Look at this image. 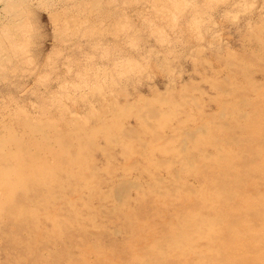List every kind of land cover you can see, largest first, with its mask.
Masks as SVG:
<instances>
[{"label": "rangeland", "instance_id": "1", "mask_svg": "<svg viewBox=\"0 0 264 264\" xmlns=\"http://www.w3.org/2000/svg\"><path fill=\"white\" fill-rule=\"evenodd\" d=\"M262 40L264 41V0H0V123L4 125L2 132L9 134V142L7 141L5 146L11 150L9 153L11 159L8 161L10 167L6 169L7 172L12 173V170L25 172L24 167L18 169L11 163L18 164L13 159L19 147L29 144L31 138L24 137L21 139L22 145L17 146L13 134L21 136L22 127L36 125L49 136L53 144L57 143L58 134L64 137L65 142H68L65 144L69 147L71 145L72 148H77L81 139L84 143L86 141L89 146L87 148L90 152L89 157L94 159L93 163L99 171L98 188L103 190H110L112 185L110 187L108 185L117 176L119 178L130 176L133 179L137 177L139 183L148 188L151 185L149 174L146 173L148 169L153 171L152 174L155 173L164 179L165 185L170 184L172 179L169 175L172 171L180 173L182 182L186 180L189 186L199 182L197 174L200 177L205 174L204 172H208L211 178L218 177L213 162L198 161L201 158L195 148L199 145L192 142H186L187 147L183 146L188 154L185 159H192L190 164L192 166H188L187 161L183 159L185 165L183 164L182 170L180 164L174 163V153L168 155L161 153V140L158 141V146L150 141L145 126H140L142 124L137 118L140 113L141 115L146 113L148 108L156 113L158 107L155 103L158 104L159 100H168L172 105L166 109L167 119H164L166 113L159 108L163 120H167L165 129L160 132L161 135L165 133L170 137V134L177 132L178 127L180 129L183 127L184 131L192 130L197 123L200 124L197 121L200 115L187 103L189 98L184 94L187 91L186 93L197 99L200 106L203 105L201 112L205 116L212 118L214 116L218 119L216 103L220 102L222 97L219 99L221 91L217 89L220 86L229 87L230 83L223 85L227 77L233 80L231 82L233 88L231 86L229 91H233L234 96L254 100L251 88L257 83L260 85L256 86L264 87L261 85L264 84ZM233 62H236L234 63L236 68ZM240 72H244L243 75ZM234 96L224 100L232 104ZM180 103L182 106L178 105ZM153 106L157 111L152 110ZM244 110L248 112V109ZM154 117L149 118L153 120L152 123ZM113 120L124 129L123 132L118 130L120 138L119 133H116L119 141L121 139L120 148L118 145L110 146L107 143L106 131L101 129L102 124L112 127ZM195 121L197 122L193 123ZM240 126L241 122L235 117H228L222 126L225 133L218 134L221 136L217 142L223 146L227 141L231 145L232 139L243 140L246 136L244 130L241 132ZM232 132L236 138L231 136ZM132 135L136 136V141L135 137L130 138ZM37 139L45 140L44 137ZM175 140L178 146L183 143ZM142 142H145V148L142 147ZM122 143L126 144L124 151L127 150L132 160H136V165L133 164L139 171L135 168L130 172H124L129 163L126 159L127 154L125 156L121 148ZM203 146L202 150L212 151L207 144ZM243 146L245 143H242V148L237 149L238 154L242 152L240 156H244L240 158L241 161L247 156L243 153L245 151ZM170 147L172 148V145ZM101 150H106L112 155L107 157ZM43 156L45 158V155ZM50 158L52 159L51 156ZM69 159L71 160L61 156L48 163L54 164L57 160L60 162L61 170L54 167L56 170L52 171H57L58 174H71L76 166L70 163ZM163 161L166 166H172L168 172L163 169ZM65 166L67 169L70 167L67 172L66 169L63 170ZM185 166L188 167L186 170ZM107 170L113 171L111 175ZM241 174L244 177L249 171H242L234 180L232 178L231 187L241 186V181L246 184L245 179L241 180ZM250 175L254 178L252 174ZM239 177L240 179H237ZM62 178L68 181L56 184L49 179L41 185L30 182L29 189H34L31 196L35 198L36 195L39 199L46 196V200L54 197L53 203L59 205V211L65 213L66 205L76 198V182L66 175ZM50 182L53 187L46 189ZM262 186L261 181H256L257 188ZM96 189L91 193L84 189L79 194L90 206L99 208L94 214L96 220L103 224L102 231L105 233L93 239H97L99 246L104 247L103 255L109 256L115 248L128 242L129 236L126 235L124 228L127 225L119 216L114 218L115 216L105 215L100 211L99 206L104 203L99 199V192L94 194ZM134 192L131 191L132 206L135 204ZM235 200L237 199L232 200L233 203ZM178 202L173 200L172 204L180 212V209L185 208ZM76 204L84 217L88 212L81 206V202ZM111 204L109 201L106 202V205ZM155 206L153 204L152 209ZM44 207L50 208L46 203ZM0 211V264H77L82 261L81 239H84V236L77 233V224L82 222L79 219L71 218L68 228L63 223L64 220H56L55 229L58 224L62 234L61 241H57L54 237L49 238L48 232L52 229L49 222L46 224L32 215H26L20 224H13L5 218L3 207H0ZM83 222L87 225V221ZM113 230L119 231L120 235H111L110 232ZM37 233L44 237L43 241L41 239L39 242L35 241ZM43 243L45 245H42ZM54 245H58L57 253L63 256L59 259L55 255L42 257L41 250L44 249L42 247ZM67 245H70V251L75 257L65 254L67 249L62 250ZM95 255L86 254V258L91 261L90 263H94L97 261ZM117 262L123 264L124 260L118 258Z\"/></svg>", "mask_w": 264, "mask_h": 264}, {"label": "bare ground", "instance_id": "2", "mask_svg": "<svg viewBox=\"0 0 264 264\" xmlns=\"http://www.w3.org/2000/svg\"><path fill=\"white\" fill-rule=\"evenodd\" d=\"M261 44L264 45V41ZM235 58L237 59L236 56ZM234 63L236 62H233V64ZM249 63H251V61ZM230 66L232 65L230 64ZM242 73L241 75H243ZM250 77L251 75L249 78ZM225 81L226 83L223 85L230 83L229 87L227 88L224 86L223 88L220 86L219 89H217L221 91H217L219 92V99L222 97L220 102L215 100L217 102L216 105L219 112H217L218 119L214 116L213 118L208 115L205 116V114L201 112L203 105L200 106L199 102L196 101L197 99L193 98L192 94L186 93L187 91L184 93L189 99L192 98V100L188 99V102H186L191 105L192 108H194L195 113L197 112L198 115H200V117L197 119L200 124L197 123L192 130L184 131L183 127L182 129L178 127L179 129L177 132H173V135L170 134V137H168L169 135H165V133H162L163 135H161L160 132L162 129H165V123L167 120H163L162 114L159 112V108H161V110L166 113L164 119H167L168 112L166 109H169V107L172 105L168 100H159L158 104L155 103V106L158 107V111L154 108V106L152 110L155 109L157 111L156 113L148 108L146 113L142 115L140 113V115H138L139 117L137 118V121L142 124L140 126H145V132L148 134L150 141L156 143V145H159L158 141L161 140V153L164 155H168L171 152L174 153V163L180 164V168L182 170L184 168L183 164L185 165V160L187 161L188 166H192L190 165L192 159H185L187 158L188 154L186 153L187 150H184L183 146L186 144V142H192L199 145L195 148V151L201 158V160L198 161H200V163L205 161L213 162L215 165V167H213L217 172L218 177L211 178V175L208 172H204L205 174L200 175V177H198L197 174L196 178H199L200 180L194 186H189L190 184H188L185 179V182H182L179 175L180 173L173 171L172 174L169 175L172 179L170 184L165 185L163 184L164 179L159 177V175L156 176L155 173L152 174L153 171L148 169L146 170V173L149 174L148 177L151 179L149 181L151 182V185L148 186V188H144L143 183H139L137 177L133 179L130 176L122 178L117 176L114 177V179L108 185V187L112 185L110 187L111 191L105 189L104 191L103 188H98L100 184L98 174L99 171L95 163H93L94 159L89 157L90 152L87 151L89 146L87 145L88 143L86 141L84 143V140L81 139L79 141L78 147L72 148L71 145L70 147L67 146L65 143L68 142H65L66 140H64V137L58 134V144H53L49 136L44 131H40L41 129H39V127L36 125L22 127L21 136H18L16 133L13 134V138L16 139V143H14L15 145L17 144V146H20V144L22 145L21 139H24V137L31 138V142L29 144H23V146H20L16 156L14 155L15 158L13 160L18 164L11 163L18 169L19 167H24L25 172L12 170V173H9L6 169L10 167V162L8 161L11 159L9 155L11 150L5 148L7 141L9 142V134L2 132L4 125L0 123V207H3L4 209L5 218L10 223L13 222V224H20L26 215H32L34 218L39 219L43 223L47 224V222H49L52 224V229L48 232L49 238L54 237L57 241H61L62 234L58 224L56 225L55 229L56 220H64L63 223L68 228V226L71 224V218L79 219L82 222L77 224V233H81L82 236H84V239H81V241L83 240V248L80 252V260L82 261L77 264H120V262H117L118 258L120 260H124L123 264H264V87L256 86L258 83L253 86L254 83H252L251 85L253 87L251 88L250 85V88L254 95V100L253 98L252 100H249L248 97L247 99L245 97H236L234 96L233 91H229L231 90V86L233 88V85H231L233 80L230 77L225 78ZM247 82L250 83V81ZM248 85L249 84L246 86L249 87ZM258 85H260V83ZM261 85L264 84L262 83ZM236 86L237 85L234 87L237 88ZM240 88L242 89V87ZM232 96H234L232 100L234 103L230 104L224 100V98L227 99ZM157 98L160 99V97ZM181 104L182 103L178 105L182 106ZM244 109H248V112H246ZM170 114L172 115L171 112ZM151 116H155L153 118L154 123H152L153 120L149 119ZM230 116L235 117L238 122H241L240 129L241 132L244 130L243 133L246 137L243 138L241 136L243 140L236 138L233 136V131L231 133L232 135H230L236 139H232L233 141H231V145L228 144V141L226 142V140H223L227 144H223L222 146L221 143L217 142L221 136L218 134L224 132L223 130L225 129L222 127L223 123H225V121ZM113 121L112 127H110V125L102 124L101 129L103 128L106 131L107 143L110 144V146H119L121 139L119 141L116 133H119L118 130H122L123 132L124 129L120 126V124H117L115 120ZM197 121L193 123H196ZM233 122L234 121H232V123ZM114 129L115 131H113ZM83 131L85 133V130ZM38 137H44L45 140L43 141V139H37ZM133 137H135L136 141L135 135H132L130 138L132 139ZM174 139H177L183 143L178 146L179 144L176 145L177 143L176 140L174 141ZM228 139L230 140V137ZM73 143L75 142L73 141ZM242 143H245V146H243L245 147V151L243 153L247 155H245L246 158L244 161L240 160L241 157H244L243 155L240 156L242 152H240L239 155V151L237 150L240 147L242 148ZM205 144L208 145L207 147H211L212 151L208 152L202 150L201 146ZM142 145L141 146L145 148V142H142ZM171 145L172 148H169ZM188 145L190 146V143ZM124 146H126V144L122 143L121 148L123 151L126 149ZM202 148H204V146ZM101 151L107 157L112 155L106 150ZM126 151H124L125 156L126 154L128 156L129 153ZM43 155H45V158L47 159H45ZM50 156L53 160L58 157L61 158V156H65L67 159L71 158V160L69 159V162L75 164V171H73L71 174H58L57 171H52L54 167L60 169V162L55 160L54 164L48 163L52 160L51 158L49 159ZM127 156L126 159H128L127 162L129 164L126 165L124 172H130L136 168V160H132L130 155L129 158H127ZM181 158L182 161L180 160ZM183 159L185 160L183 161ZM192 162L194 163L195 161ZM133 163H135V165ZM160 163H162V161H160ZM164 163L165 161H163V169L165 168L164 170L168 172L170 169H172V166H166ZM174 166L175 165L173 164V168ZM56 168L54 170H56ZM69 168L70 167L67 169V166H65L63 170L66 169L65 172H67ZM186 168L188 167L185 166V170ZM203 169L205 170L206 167ZM211 170L212 169H210V171ZM137 171H139V169ZM242 171H249V174L244 175V177H242V174L244 173L241 174V180L245 179L246 186L241 181V186H244L243 188L241 186L231 187L230 180L232 178L234 180V177H236L238 174L240 175ZM108 172L111 175L113 171ZM62 174H64L63 176H69L76 182V198H74L69 205H66L65 209L67 210L65 213L59 211L60 206H56L57 204L53 203L52 200L54 197L47 198L49 201L48 203L46 196H44L43 199H39L36 195L35 198L31 196V193L34 192V189H29L30 182L41 185L42 183L46 182L45 180L50 179L56 184L59 182L65 183L68 181V179L62 178ZM250 174H252L254 178H252ZM237 179H240V177ZM256 181H261L263 186L257 188ZM78 184L80 185L78 186ZM234 185H236V183ZM52 187V183L50 182L46 189H51ZM95 188L97 189L94 194L99 192V199L104 203V205L100 204V211L105 215H113L115 216L114 218L119 216L123 220L124 224L126 223L127 225L124 228L126 229V235L129 236L128 242L115 248L112 253L109 254V256L103 255L104 247H100L98 240L93 239L96 238V236H100L105 233L102 231L104 228L103 224L96 220V216L94 214V212H98L99 208H93L90 206V204L86 203L83 196L79 194L84 189L91 193V191ZM42 189H44V187ZM38 190L40 191L39 187ZM131 191H135V197L133 198L135 204L133 206L132 204L130 205L132 200ZM233 199H237L235 200V203H233ZM173 200H177V202L179 201L185 209L182 208L180 209V212H178L176 207L172 204ZM108 201L112 204L106 205V202ZM76 202H81V206H84L83 208H85L88 212L86 215H84V217L81 214L80 208H78ZM45 203L49 205V209L48 207H44ZM153 204L156 206L152 209ZM149 211L150 213H148ZM164 214H167L168 216L166 217ZM83 221H87V225L84 224ZM37 229L36 231H38ZM110 233L111 235H120L119 231L117 230H113ZM34 238L35 241L38 242L40 239L42 241L44 240V237L41 236V234H38L37 236L35 235ZM48 242L49 240L46 241V243ZM42 245L45 244L43 243ZM40 246L38 251L40 250ZM57 246L58 245L43 246L42 248L44 249L41 250L42 257L46 255H49L50 257L55 255L57 256V259L62 257L63 254L57 253ZM66 249L69 252L66 251L65 254L75 257L70 251V245L64 246L62 250ZM91 253L96 254L95 257L97 261L94 263H90L91 261H88L86 258V254Z\"/></svg>", "mask_w": 264, "mask_h": 264}]
</instances>
